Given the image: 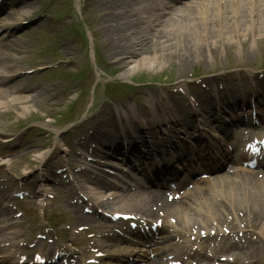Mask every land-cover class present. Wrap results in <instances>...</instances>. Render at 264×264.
<instances>
[{"label":"rangeland","instance_id":"1","mask_svg":"<svg viewBox=\"0 0 264 264\" xmlns=\"http://www.w3.org/2000/svg\"><path fill=\"white\" fill-rule=\"evenodd\" d=\"M75 1L0 0V75L5 73L6 66L14 67V70L11 71H18V69L24 71L22 76L0 86V88L6 91V87H11L13 86L12 84L18 83L24 87L37 89L35 93L28 96L14 95L12 93L0 94V137L4 136L7 141L10 138L12 139L8 144H6V140V143H2V140H0V148L2 146L6 148V151H0V156L6 158L4 162L6 163L5 169H3L4 172H0V176H4V173L11 171L15 174L21 173L20 176L22 177L19 179L11 177L6 182L7 185L5 187L7 188L0 192V197H2L0 214L10 212L14 215V213L18 212L17 210L11 211L6 205L9 204L8 200H11L9 198L21 190L28 193L25 199L27 201L22 204V210L28 208V216L32 212L41 213L37 188L39 184H44V187H46L44 189L53 198L48 203L51 202V205L55 208L58 206L64 208V199L68 197L67 192L75 191L80 202L77 204L78 209L81 214L84 213L85 215L84 207H88L86 203L89 202H82V197L83 193L88 191L89 184L84 178L80 177L82 171L79 170L91 166V157H86L87 154L83 150L74 149L72 145L79 137V134L85 138L93 130L95 131L99 125H103L101 123H104L105 113L113 115L117 125L123 122L130 126L135 120H133L132 114L140 113L139 111L145 112V114L148 112L149 115L145 118L151 122L153 119L150 114L152 109L157 110L161 106V108L167 110L158 114V118L164 120L171 112L169 109H171L172 103L180 99L179 94L181 99L186 100L183 110H187L190 116L192 115V109L189 98L192 95L195 98L201 97L210 103L220 99L222 101L236 99L239 106L236 104V108H229L226 105L221 109V112L224 113L221 118L228 120L230 116H237L239 109L245 103L250 102L251 93L253 95L255 93L260 94L259 96L264 97V31L258 30L250 33L249 31L243 32L241 30L239 32L240 35H234L233 37L231 35L227 36L223 32L222 34L224 35L216 39L218 44H224L225 52L221 50L209 52L208 48V50L197 49L195 53L193 50H196V48L191 44L190 47L186 45L188 46L187 48L192 49L191 51L195 53V57L185 64L179 59V56L174 59L158 58L159 55L167 53L178 55L181 52L179 45L187 41L186 36L183 38H178L177 36L172 38L174 32H172L170 27L175 24L173 23L174 20L182 22L184 25H189L190 23L196 26L198 19L194 11L195 2L197 4L204 3L211 7L216 3V0H192L190 1L192 4H188L186 8L179 5V11L178 9L168 10L166 14L162 12L163 8H161L163 0H133L131 7L124 10L127 11L124 16H122L124 11H112V13L121 14L119 17L120 22L109 19L108 16L110 14L104 9H98L97 1L95 0ZM100 1L105 3L108 0ZM227 1L224 0L225 3ZM183 3L184 1L181 2V4ZM155 5L158 12L153 18L151 17V12ZM153 12L155 13V10ZM158 17L160 18L158 19ZM169 18L172 19L168 21V27L165 26L166 23L164 28L162 26L159 27ZM17 20L21 21L17 22ZM85 20L87 21L85 22ZM76 21H84L81 26H85L86 40L81 36V29ZM122 23L124 24L121 25ZM119 24L122 26V30H126V26L129 27L130 24L132 30L118 37L115 40V46H112L109 42H106V38L107 36L109 38L111 30H114L115 27L117 28ZM244 26L247 27L245 19L240 27ZM8 28L9 31L7 32ZM157 32H159V35ZM216 32L217 28L209 25V35H213ZM114 34L115 32L112 35ZM115 37L112 36V38ZM230 37L233 38V42H228ZM7 40H9V44H7ZM165 41L167 44L164 43ZM178 42L179 45H177ZM168 44H172L171 48L163 49V52H157L161 46L163 48V46ZM119 47H125L127 51L136 50L137 55L130 60L128 55H119L113 58L111 52L115 49L118 50ZM140 49L142 52L139 51ZM95 53L96 59L94 60ZM147 53L150 54L144 55ZM143 57H147L146 60H151L155 57L156 59L154 60L156 62L152 67L146 65L143 68L141 66L145 64L140 63L141 68L139 67L138 70L123 75L124 71L131 66L130 62L132 60L142 62L140 59ZM118 60L127 63L121 66ZM38 67H42V69H37ZM195 74H198L199 77L192 79ZM252 77L254 78L252 79ZM140 79H146L145 81L149 83L141 85L136 93L121 87L122 92H124L122 96H113L111 100L106 98V88L108 89L109 86L107 84L109 82L119 81L124 84H130L131 81H140ZM155 79L163 80L167 83L154 84L152 82ZM7 91L10 92L9 90ZM18 97H28L30 102L28 105H24L26 109L22 110L24 106L19 105L17 102H12L13 98ZM100 97L101 101L98 103L97 100H100ZM257 99L252 98L255 102ZM234 102L233 100L232 103L234 104ZM71 105L75 108L74 112H71L72 110L69 112L67 109ZM193 106L194 109L199 108L197 104L195 105V101ZM127 117H130V119L127 120ZM188 120L194 126V120H198V118ZM88 121L89 125H87ZM219 121V123H222V119ZM149 126L154 127V125ZM159 131L158 129L156 132L159 133ZM211 131L212 128L202 127V131H198L196 134H208ZM180 136L185 137L181 133L174 139ZM160 138L162 141L166 140L165 137L158 136V140ZM53 140H56L57 150L52 157L53 159L59 157L58 162L61 167L66 166L67 161L73 164V167H75L73 171L75 176L73 177L76 179L74 183L71 182L69 177L59 178L60 176L54 175L50 176L52 179L50 182H43V178H45L43 174L47 175L48 172H46L44 165L37 166L39 159L35 155H41L48 145L53 144ZM180 140L182 139L179 138L177 141L180 142ZM66 145L73 152H69V148L67 150L65 147ZM103 155H106V153ZM104 161L102 162L104 163ZM109 161L114 165L112 163L113 159L110 158ZM173 167L181 169L183 164L175 161L173 162ZM56 168L54 167V169ZM27 170H30L29 175L25 176L23 174V176L22 173ZM222 171L223 169H219L218 172ZM115 173H117V170L110 165L105 166L101 173H97L96 176L101 177L105 181V178H109L108 175H114ZM113 180L115 179H111V181ZM80 192L82 193L80 194ZM72 203L75 204V201L72 200ZM117 204L119 203H114L113 205L116 206ZM96 206L98 205L96 204ZM121 206L119 209L122 208ZM130 209L132 208L128 206L127 210ZM238 216V218H241L242 215ZM238 218L230 214V216L225 218L224 223L214 222L211 219L206 226L201 221H198L193 226L191 225L192 223H188L190 224V232L203 230L205 234H209V230L212 229L213 231L218 230L219 234V232L223 233L224 230L234 231L232 235H228L226 238L219 236L209 238L207 242L211 246H215L216 249L212 254L208 255L207 264H214V256L215 263H218L220 258H226V261L220 262V264H264V241L259 236L260 227L257 226L251 230L249 226H246V221H240ZM37 219L38 224L34 225L28 218V228L25 227L26 225L24 228H17V231H20L23 235L15 238V242L22 243L23 241L24 243L25 241L32 245L35 235L44 234V230L49 233V240L54 239V232L49 230L48 225L43 220H40L39 216ZM37 219L34 217L33 220L37 221ZM88 219L83 221V223H79V228L91 227L100 222L94 216H90ZM13 221H17V219ZM55 221L54 219V224H52L54 229L58 225L57 221ZM65 226H68V222ZM65 226H61L63 231ZM242 226L246 227L241 228ZM68 227L72 229L70 223ZM221 228L222 230H220ZM168 230L171 233L172 229L167 228L165 231ZM73 231L68 232L66 234L68 237L65 239L56 240L59 247L70 248L69 246L72 245L70 238H73ZM77 232L79 233L77 242L78 244L81 243L77 247L78 249L84 240L90 242V244L96 240L92 231L83 233L77 230ZM241 232H244L247 239L250 238L249 234L252 232L253 240L259 242L258 253L252 260L240 258L239 256L236 258L233 253L224 254L219 248L231 242H237L245 248L247 245L243 244ZM30 233L34 235L31 236ZM52 247L54 248L53 245ZM151 247L150 251L155 252L158 249L154 245H151ZM178 248L181 249V247L175 246L174 250H168V252L174 255ZM71 250L75 253L74 258H79L80 253L75 251L74 248H71ZM142 251L145 250L143 249ZM141 253L139 252L138 255H141Z\"/></svg>","mask_w":264,"mask_h":264},{"label":"bare ground","instance_id":"2","mask_svg":"<svg viewBox=\"0 0 264 264\" xmlns=\"http://www.w3.org/2000/svg\"><path fill=\"white\" fill-rule=\"evenodd\" d=\"M95 1H97L96 5L98 6V9H104V11H107L108 14L112 10L124 11L130 8L131 5L133 4V0H108L105 3H103L100 0H95ZM176 1L177 0H169L168 3H166L167 2L166 1L163 4L161 2V5H162L161 8H163L162 12L166 13V10L172 9ZM224 4L225 3L221 2V0H216V3L212 5L211 7H209V5L206 6L205 4H197V2H195L194 6L196 7L194 8V11L196 12V16L198 19L197 25L193 26L190 23L189 25L188 24L184 25L182 22H178L174 20L173 23L175 24H172L170 27L172 29V32H174V35L172 38H175L176 36L178 38L179 37L183 38L185 36L187 37V41L186 42L184 41L185 43L182 42V44L184 43L183 45L182 44L179 45V42L177 43V45H179L181 52H179L178 55L176 54L171 55V53L159 55L158 58L159 59L160 58L174 59L179 56V59L185 64V63H188L191 60V58L195 57V53L197 52V49L208 50L209 48L208 50L209 52H212L213 50H217V51L221 50L225 52V49H224L225 46H223L224 44L223 43L218 44V40L216 39V38L219 39L221 35H224L222 34L223 32H225V35L227 36L231 35L233 37L234 35H240L239 32L241 30H243V32L249 31L250 33L253 31H258V30L264 31V0H228L226 4L225 5ZM101 6L103 7L100 8ZM156 8L157 6L155 5V8H153L151 12V17L153 18L155 17L156 12H158V9L156 10ZM154 10H155V13L153 12ZM179 10L180 9H178V11ZM227 13L228 15L226 16ZM122 14H123L122 16H124L125 14H127V11L122 12ZM120 15H121L120 13H112L108 16V18L111 20H115V22L116 21L120 22L119 20ZM163 17L161 18L163 19ZM159 18L160 17H158V19ZM171 19L172 18L167 19L159 27L162 26L164 28L165 23H166L165 26L168 27V21ZM244 19H245V23H247V27L246 26L240 27ZM18 21H21V20H17V22ZM152 22L154 21L152 20ZM123 24L124 23H122L121 25ZM121 25L119 24L117 28L115 27L114 30H111L109 34V38L108 36L106 38V42H109L112 46H115V40L118 37L132 30V27L130 26V24H129V27L126 26V30H122ZM209 25L217 28V32L215 34L209 35L208 33ZM114 32L115 34L112 35ZM157 33L159 35V32ZM112 36H116V37L112 38ZM166 41L164 43H166ZM231 41L233 42V38L230 37V39H228V42H231ZM190 44L194 48H196V50H193L195 53L191 51L192 49L190 50L189 48H187L188 46L190 47ZM171 46L172 44L165 45L163 46V48L161 46L160 50H157V52H163V49H169L171 48ZM116 50L117 49L111 52V56L113 58H116L119 55L120 56L128 55L129 60H130V59H134L135 56L137 55L136 50L127 51L125 47H119L118 50L117 51ZM139 51L142 52L141 49ZM148 54L150 53H147L144 55H148ZM146 58L147 57H143L142 59H140L142 62H135L132 60L133 62L132 61L130 62L131 66L129 67L128 70L124 71L123 75H127L128 73L130 74L138 70L139 67L141 66L140 63L145 64L141 66L142 68L146 65L148 67H152L153 64L156 62L154 60L156 58L155 57L152 58L151 59L152 61L149 59L146 60ZM118 61H119L118 62L119 65L121 66L127 63V62L120 61V60ZM6 79L7 77H0V84L3 83V81ZM9 90L11 91L12 94L20 95V96H24V95L28 96L29 94L36 92L35 88H28L24 86H17ZM1 93L5 95V92L2 90H0V94ZM197 101L199 102L200 110L205 111L207 113V116L205 119L210 121L213 115L211 111L213 106L210 107L211 104L208 101H205V103L203 101H200L199 99H197ZM12 102H17L19 105L24 106V105H28L30 100L28 99V97H18V98H13ZM4 104L6 105V103ZM178 107L179 106H176L175 108L178 109ZM24 109H26V106H24L22 110ZM175 114H178V113H175ZM194 114H196V112H194ZM181 116L187 117L188 113H183L182 115H179V118H181ZM240 123H241V120L237 119L231 123V126H235ZM103 124H104L103 128L95 129V131L90 135L89 138L90 140L95 141L96 145H99V146L106 145V146L111 147L113 144H115L112 155H116L115 153L119 152L120 141H123V143H127L130 146L131 151H134V146H135L134 142L139 143V144H144L147 142L144 139V135H148L147 131L149 130H146L145 131L146 133H143L142 131H141L142 133H139L137 131L135 132L133 131V128H130L129 131L126 128L122 129V132L118 131L114 124L113 115H111L110 113H107L106 122ZM172 124H173V128L167 130L168 137H170L171 134H174L176 132L175 127L186 126L190 124V122L188 119L183 118V119H179L173 122ZM145 129H147V127H145ZM225 130L227 131V128H225ZM102 132L109 133V137L104 136ZM131 133H133L136 139L132 137ZM108 139H110L111 141ZM153 139L154 138H151L149 139V141ZM94 152L97 153L96 150H94ZM230 162H235V159L233 160L230 159ZM245 162H247L245 155L240 154L236 158L237 167L232 168V171L225 173L223 176L222 175L220 176V178H222L223 180V183L221 184L220 189L217 188L216 190L210 183L208 186L198 187L195 191V194L185 193L183 197H180V200L177 202L168 203V200L167 198H165V194L163 192H160V191L155 192V191L146 190L144 187L140 185L136 186L137 189L133 193H130L128 190L125 192V194L122 192L120 193L118 191L112 190L109 185L103 184V182L100 181L99 178L89 179V181L93 184V187L91 188V190L94 193L92 191H89V192L92 195H95V194L106 195L107 194V196H109L111 200L118 199L120 201H124V199H126V202H130L129 204L134 205V206H138L142 204L143 213L147 214V216L151 218H155L157 216L158 211L162 212L163 215L161 217L164 219H167L170 215H175L176 217L177 215L179 217L183 215L186 217L188 208L192 207V205H195V207L199 210H204V207L206 208V211L204 213H199L202 215L204 214L205 217L209 212H212L211 214H215L218 220L221 221L222 219H224L223 215L226 213L225 207H227L230 213H234L238 211L239 213L243 214L245 218H249L250 223L253 224V222H258L261 220V218L264 217V171L263 172L261 171V174H263V177H261L262 179L259 180L257 178L258 172L256 170L250 171L247 168H245L244 167ZM261 163L262 162L259 163L258 167L260 166ZM176 191H181V189L177 188L175 190H172L169 188L168 190V192L172 195H175ZM199 200L201 202H199ZM105 203L103 202V206L105 205ZM184 203L187 205H184ZM153 208H156V210L153 211ZM72 211L74 214H77L78 217H83V215L78 213L76 208H74ZM179 217H177V219ZM254 217L256 218L255 221H254ZM179 220H180V223L184 222V219L180 218ZM119 240H121V244L124 243L125 241L122 239H119ZM99 242L100 243L97 247V248H100L99 250H103L104 248H107V249L113 248L114 247L113 245H115L116 243L115 240H112V239L108 240L107 242H104V241L102 242L99 241ZM162 242H164V240H162ZM255 247H257V243L254 242L250 245L251 249L240 251L242 257L252 260V258L255 256V253L252 249ZM235 249H237V246H234V245L230 246V250H235ZM123 250L124 249H119L116 253H118L119 251L122 252ZM127 251L132 252L133 250L128 249ZM106 253H107L106 258L111 259L110 262H112L113 260H119V258L115 254H110L108 252ZM73 256L74 254L70 253L69 259H72ZM82 257L83 256H81V258ZM95 257L90 256L87 259L98 260ZM99 261L101 262V260ZM84 264H88V263L85 262ZM147 264H165V263L153 261Z\"/></svg>","mask_w":264,"mask_h":264}]
</instances>
